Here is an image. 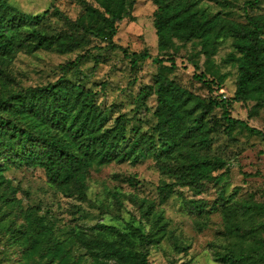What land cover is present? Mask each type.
I'll list each match as a JSON object with an SVG mask.
<instances>
[{
  "label": "trees",
  "instance_id": "16d2710c",
  "mask_svg": "<svg viewBox=\"0 0 264 264\" xmlns=\"http://www.w3.org/2000/svg\"><path fill=\"white\" fill-rule=\"evenodd\" d=\"M138 0H83V9L75 18H67L66 26L50 29L44 15H27L0 0V230L10 246H18L27 261L35 264H83L70 248L53 233L44 215L25 209L4 171L12 167L42 168L49 183L67 196L86 199L88 176L91 167L112 162H124L131 157H155L160 170L174 178L159 186L163 200L171 197L177 186L196 187L198 192L204 183L214 180V174L225 166L220 157L200 154L189 143L208 144L203 127L194 135L189 129L180 132L179 122L167 119L154 133L133 128L128 138L133 117L119 114L108 125L109 111H103L98 102V92L82 82H75L65 75L54 82L16 88L11 77L10 65L21 52L34 53L53 50L61 54L77 51L89 42L103 41L115 48L114 43L120 23L132 17ZM154 27L161 49L172 38L182 41L198 40L206 52L222 37L234 39L233 45L240 54L238 77L234 96H224L212 103L223 109L227 128L241 124L248 131L264 136V131L250 126L245 120L232 115L235 103L256 101L264 105V12L261 0L244 2L245 21L227 18L220 13H210L199 6V0H152ZM95 48L102 47L94 44ZM132 68L137 69L142 59L150 56L148 50L132 52ZM88 58L82 53L75 60L66 62L67 71ZM98 65V62L96 63ZM157 95V114L167 113L170 98L177 93V83L158 74L154 85H147L137 96V106L144 105L148 97ZM166 110V112H165ZM201 132V133H200ZM184 145H188L185 148ZM198 204L196 209L202 211ZM141 218L150 227L147 232L132 226L137 237L107 223H97L95 238L79 236L96 259L107 264H151L147 246L159 243L164 235L162 213L156 210L152 200L143 199L139 204ZM256 208L243 200L232 212L227 230L241 238L240 248H228L217 260L223 264H262L263 244L259 232L264 223L255 219ZM244 216L247 225L235 217ZM241 231H243L241 233ZM109 236V237H108ZM243 242L248 243L245 247ZM8 250H0V264Z\"/></svg>",
  "mask_w": 264,
  "mask_h": 264
},
{
  "label": "rangeland",
  "instance_id": "374dc122",
  "mask_svg": "<svg viewBox=\"0 0 264 264\" xmlns=\"http://www.w3.org/2000/svg\"><path fill=\"white\" fill-rule=\"evenodd\" d=\"M2 1L27 15H44L48 10L45 24L56 30L64 28L66 19H75L83 9V0ZM245 1L199 0V6L213 14L245 21ZM155 9L152 0L137 1L132 17L120 23L114 37V43L123 49L98 40L67 54L53 50L21 52L10 65L11 77L18 89L54 82L62 75L91 87L98 92L101 109L110 112L108 125L122 113L133 117L128 138L134 134L133 128L154 133L158 122L167 119L179 122L181 133L192 128L190 135H194L198 131L196 127H203L209 143L190 140L192 148L225 161V166L214 172L217 177L205 182L201 192L196 187L177 186L175 193L165 200L158 188L174 178L160 170L153 156H133L124 162L91 167L86 199L58 191L42 168L5 170V176L17 188L22 206L44 215L54 235L83 264H107L104 259L96 260L79 239L82 235L88 239L97 237L93 229L97 223L116 225L134 237L137 234L132 226L145 232L149 230V223L140 217L139 204L143 199L155 202L165 223L161 241L147 246L151 264H223L217 260L219 254L222 256L230 247L240 248L241 238L237 233L231 234L227 224L243 200L253 204L255 219L264 223V136L248 131L241 124L227 128L223 109L212 103L224 96L229 99L234 96L240 57L233 45L234 39L222 37L204 52L198 40L172 38L168 47L161 49L154 27ZM259 9L264 12V0ZM94 44L102 47L95 48ZM144 50L150 56L140 60L137 69H133L131 55L127 54ZM82 53H87L88 58L64 72L62 66ZM158 74L177 83V93L168 104L169 116L157 114L155 93L144 105L137 106L138 94L145 86L154 85ZM255 106L254 100L235 103L232 115L264 131V105ZM198 204L203 206L202 211L196 209ZM234 219L246 227L244 216ZM258 237L264 250V228ZM6 239L0 230V250H8L3 255L4 264H35L26 260L20 247L10 246ZM242 245L247 247L248 243Z\"/></svg>",
  "mask_w": 264,
  "mask_h": 264
}]
</instances>
